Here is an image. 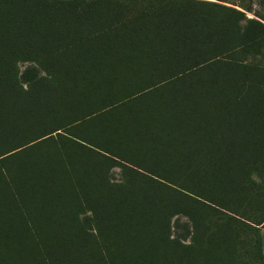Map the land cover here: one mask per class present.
<instances>
[{"label":"rangeland","instance_id":"1","mask_svg":"<svg viewBox=\"0 0 264 264\" xmlns=\"http://www.w3.org/2000/svg\"><path fill=\"white\" fill-rule=\"evenodd\" d=\"M13 6L0 208L23 264H264V39L241 48L264 0Z\"/></svg>","mask_w":264,"mask_h":264},{"label":"trees","instance_id":"2","mask_svg":"<svg viewBox=\"0 0 264 264\" xmlns=\"http://www.w3.org/2000/svg\"><path fill=\"white\" fill-rule=\"evenodd\" d=\"M36 1V0H33ZM34 3V2H32ZM0 6L1 7H9L13 8V0H0ZM14 9V8H13ZM15 10V9H14ZM234 14L238 15V13L233 12ZM12 16V15H11ZM18 17V15H17ZM242 43H241V48L243 49L244 47H249L250 45H255L256 43H259L264 39V25L258 23V22H253L252 28L245 30L242 33ZM53 179H48L45 177V182L44 179L40 181V179H36L34 177H30L28 180V183L32 185V188H38V190H51L53 187ZM51 185V186H50ZM12 187V191L9 189V193L11 194V197H13V205L15 206V211L19 215V217L25 220L26 225L28 224L32 230V234L34 237H37L38 233L33 230L31 222H30V217H29V209L25 203V201L21 198V195L15 191V187ZM14 189V190H13ZM13 192V193H12ZM26 211V212H25ZM22 213V215H21ZM11 224V222L6 221V212L4 209L0 208V264H5L6 260H11V261H18L17 259L20 258L19 252L21 250L17 249V245H19L18 238L16 236V231L11 229V226H8ZM41 246V244L39 243ZM42 253L44 254V257H46L48 264L50 260L47 258V253L45 249L41 246ZM20 262V263H18ZM14 264H23L24 259L20 258L19 261ZM74 264L76 262H73Z\"/></svg>","mask_w":264,"mask_h":264}]
</instances>
